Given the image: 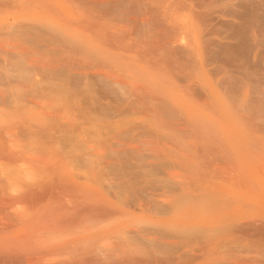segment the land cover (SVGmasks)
<instances>
[{"label":"bare ground","instance_id":"bare-ground-1","mask_svg":"<svg viewBox=\"0 0 264 264\" xmlns=\"http://www.w3.org/2000/svg\"><path fill=\"white\" fill-rule=\"evenodd\" d=\"M0 264H264V0H0Z\"/></svg>","mask_w":264,"mask_h":264}]
</instances>
